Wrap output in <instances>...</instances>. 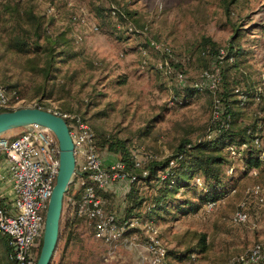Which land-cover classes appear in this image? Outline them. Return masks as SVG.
<instances>
[{
	"label": "rangeland",
	"instance_id": "374dc122",
	"mask_svg": "<svg viewBox=\"0 0 264 264\" xmlns=\"http://www.w3.org/2000/svg\"><path fill=\"white\" fill-rule=\"evenodd\" d=\"M17 2L16 0H12ZM21 7L35 4V11L45 16V24L52 34L63 33L70 40L72 57L58 58L60 81H49L53 96L35 91L43 83L41 75L26 66V56L5 49L6 25L10 16L4 11L6 2L0 0V87L16 86L20 92L14 108L45 104L50 109L85 117L99 131L126 139L135 158L141 162L156 154L165 158L172 154L180 139L197 138L207 127L211 115V96L199 91L186 96L194 82H202L203 72H209L207 83L216 82L218 66L215 59L200 56L204 40L226 50L229 46L239 53L229 63L230 80L243 91H258L263 97L240 109L241 122L249 124L258 117L264 120V0H22ZM23 5V6H22ZM132 12L129 16L137 26L144 25L143 34H129L115 29L116 15L108 8ZM4 11V12H3ZM80 17L84 18L83 24ZM119 24H117L118 26ZM96 27V29H94ZM145 38L155 41L161 52L170 48L175 60L185 68L179 78L163 74L160 54L147 53L143 58L139 47ZM211 43L206 44L210 56ZM227 67V68H229ZM206 68H209L207 70ZM63 79V81H61ZM186 84L183 86V84ZM65 87L60 90V86ZM240 90V89H239ZM186 97L182 106L170 102L172 93ZM12 98V94H8ZM12 100H16L15 98ZM256 117V118H255ZM264 130V121H263ZM24 128L2 134L15 137ZM106 160H114L112 153L100 150ZM226 153V151H224ZM227 155V154H226ZM235 171V193L225 198L220 206L202 213L181 218L159 220L157 234L164 246L177 253L194 248L201 234L207 235L210 248L182 260L170 255L169 264H224L235 255L247 252L255 243H264V211L249 208L250 222L233 225L232 213L247 188L264 181V167L258 174L244 173L239 160L230 159ZM227 177L231 173L225 168ZM146 190V188H141ZM123 190L113 198L114 207L124 205ZM178 198H181L179 195ZM64 197L61 222L66 215ZM255 200L251 202L255 205ZM118 215V211L113 208ZM254 223V228L249 224ZM81 241H73L65 248L59 239L51 259L57 264H151L143 247V230L108 246L96 239L87 222L77 227ZM0 233V249L5 248Z\"/></svg>",
	"mask_w": 264,
	"mask_h": 264
},
{
	"label": "trees",
	"instance_id": "16d2710c",
	"mask_svg": "<svg viewBox=\"0 0 264 264\" xmlns=\"http://www.w3.org/2000/svg\"><path fill=\"white\" fill-rule=\"evenodd\" d=\"M4 2H6L3 8L4 11L10 13L9 18L3 20L8 22L6 25L8 35L5 49L27 57L24 68L41 75L44 79L43 83L36 87L35 91L47 96L46 98H50L53 96V89L52 87L47 89L46 85L49 81H60L57 68L58 58L64 61L68 56L72 57L75 55V53H70V40H67L61 32L52 34L49 31L45 24V16L35 11V4H30V2L29 5L26 4V6L21 7L18 1L6 0ZM107 11L109 15L111 13L116 15L115 29L118 31L140 36L146 29L144 25L137 28L132 23V19L129 18V16H134L132 12L127 11L124 13L115 7L108 8ZM117 24L119 25L117 26ZM130 27L133 29L130 30ZM152 42V40L145 38V42L139 47V50L145 49L147 53L160 54L161 67L157 66V70L169 76L177 77L178 74L185 76V68L180 62L175 60L173 51L167 48V50L160 53V50L156 49ZM208 43H211L210 56L205 51ZM238 53L237 50L232 49V46L223 50V48L216 46L209 39L204 40V47L200 51V56L206 59H208L207 57L215 59L216 66H218L217 80L212 88L204 86L200 82H194L188 89L186 96L191 97L199 91L209 92L211 96L210 120L206 129L197 138L193 140L187 137L180 139L172 154L165 158L161 159L156 154H150L146 156L145 161L141 162L135 158V154L130 145L127 144L126 139L99 131L85 117H82L90 125L94 133L98 151L104 150L114 154L116 156L115 160L124 166L122 172L126 173L127 178L131 180L128 190L123 194L124 205L122 207L116 208L113 205V198L117 194L116 192L96 190V194L103 199L104 211L113 213L118 224L134 217L141 222L153 225L159 220H177L186 215L200 218L202 213L205 214L219 207L220 203L232 193L240 197L237 185L233 182L234 176L232 173L235 168H233L230 159L241 161L245 167V174L251 173L253 170L258 174L259 170L264 167V162L259 158L260 148L254 144L256 137L264 136L262 128L264 120L258 117L249 124L240 120V109L250 102L258 103L256 101H259L263 94L256 90L243 91L235 86L237 83L230 80L229 65H233L235 62L229 63L228 60L234 58ZM167 66L170 69L169 72L165 71ZM206 69L209 70V68ZM184 85L186 84L184 83ZM2 87L8 94H12V97L15 95L21 97L16 86L2 85ZM64 87L62 84L60 90ZM170 102L173 105L182 106L188 100L186 97H180L175 92L172 93ZM35 106L50 109L45 104L38 103ZM11 109L13 108H8L7 110ZM50 110L54 111L53 109ZM243 144L245 145L244 148H242ZM230 146L236 149L238 156L230 155ZM225 168L231 172L228 177L225 173ZM197 178L201 180V186L196 184ZM256 183L264 184V181ZM141 188H146V190ZM83 189L84 186H77L75 182H72L65 194L67 209L60 225L59 234V239L64 238L65 240V248L75 240L81 241L77 232L78 225L84 221L89 224L86 217L79 216L74 212L75 207L81 200ZM245 192L233 213L242 200L247 201L249 217V208L264 211V204L254 201L255 205L253 206L251 204L253 199L249 201L251 197L247 196ZM179 195L181 198H178ZM209 202H213L214 207L212 210L206 211L205 206ZM113 208L118 211L119 216L116 215ZM232 216L230 222L233 225H241L240 223H234ZM89 226L93 234L92 226L90 224ZM139 230L137 227L131 228L125 235L131 237L133 234L138 233ZM41 239L42 237H40L37 248V257ZM208 243L207 235L201 234L194 248L197 247V253H205L210 248ZM3 244L5 248L2 247L0 249V264H17L12 257V248L9 245L7 235L3 236ZM194 248L187 249L181 253L169 251L166 248L164 264H169L167 259L170 255L177 260L192 256L193 251L196 250ZM57 264L65 263L61 258ZM237 264L242 263L239 262ZM259 264L263 263L260 262Z\"/></svg>",
	"mask_w": 264,
	"mask_h": 264
},
{
	"label": "built area",
	"instance_id": "2783aa9c",
	"mask_svg": "<svg viewBox=\"0 0 264 264\" xmlns=\"http://www.w3.org/2000/svg\"><path fill=\"white\" fill-rule=\"evenodd\" d=\"M80 21L85 22L83 17H80ZM152 43L157 49L155 42ZM141 54L143 58L147 57L145 49L141 50ZM169 70L168 66L165 67L166 72ZM177 76L184 77L182 74ZM202 76L203 80L200 84L214 87L215 82L212 84L206 82L209 78L208 72H203ZM14 98L16 100H12ZM17 100V95L9 98L7 91L0 87V111L14 108ZM53 112L66 120L73 142L75 173L72 182H75L77 186H84L81 200L74 212L86 217L92 226L94 237L108 246L115 247L119 242L127 241V239L131 244L133 241L125 235L126 232L134 227L143 230L146 240L142 245L148 253L149 262L164 264L166 248L157 234L156 227L153 224L141 222L135 217L118 224L113 213L104 211L103 199L96 194L98 189L111 190L117 194L119 190H123V194L128 190L131 180L127 178L126 173L122 172L123 164L115 159L104 158L96 147L90 125L80 115L61 113L56 110ZM254 144L260 148L259 158L264 162V136L256 137ZM244 147L243 144L242 148ZM229 153L232 156H238L233 146L229 147ZM58 166V141L48 128L31 124L15 137L0 135V233L8 236L12 257L17 264H35L36 262L45 212ZM251 173L256 174V171L253 170ZM196 184L201 186L199 178L196 179ZM245 193L251 197L249 201L254 199L264 204V184L256 183ZM213 207L214 203L209 202L205 210L210 211ZM232 221L240 224L249 223L246 200L239 203V207L233 213ZM249 226L254 228L255 225L252 222ZM239 262L264 264V243H255L247 252L230 258L224 264Z\"/></svg>",
	"mask_w": 264,
	"mask_h": 264
},
{
	"label": "water",
	"instance_id": "95a60500",
	"mask_svg": "<svg viewBox=\"0 0 264 264\" xmlns=\"http://www.w3.org/2000/svg\"><path fill=\"white\" fill-rule=\"evenodd\" d=\"M25 124L48 128L58 141V172L46 208L40 250L35 262L50 264L59 240L64 197L75 173L74 146L66 120L49 109L23 106L0 111V135Z\"/></svg>",
	"mask_w": 264,
	"mask_h": 264
},
{
	"label": "bare ground",
	"instance_id": "6f19581e",
	"mask_svg": "<svg viewBox=\"0 0 264 264\" xmlns=\"http://www.w3.org/2000/svg\"><path fill=\"white\" fill-rule=\"evenodd\" d=\"M21 128L26 129V128H27V125L25 124V125H22V126H19V127H16V128L10 129V130H7V131H5V133L11 132V131H13V130L21 129Z\"/></svg>",
	"mask_w": 264,
	"mask_h": 264
}]
</instances>
